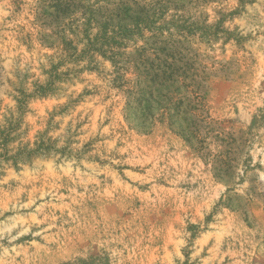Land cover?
Here are the masks:
<instances>
[{
	"label": "rangeland",
	"instance_id": "obj_1",
	"mask_svg": "<svg viewBox=\"0 0 264 264\" xmlns=\"http://www.w3.org/2000/svg\"><path fill=\"white\" fill-rule=\"evenodd\" d=\"M58 1L0 0L9 150L45 131L67 147L0 157V264H264V0H183L162 30L143 32L161 46L171 32L196 64L195 83L152 100L145 127L143 106H128L133 64L121 78L100 55L91 70L87 60L54 70L59 25L82 37L65 27L80 13ZM184 20L210 34L175 26ZM125 41L129 52L146 40ZM52 80L54 93L19 110L20 91Z\"/></svg>",
	"mask_w": 264,
	"mask_h": 264
},
{
	"label": "trees",
	"instance_id": "obj_2",
	"mask_svg": "<svg viewBox=\"0 0 264 264\" xmlns=\"http://www.w3.org/2000/svg\"><path fill=\"white\" fill-rule=\"evenodd\" d=\"M182 1L97 0L92 3L89 0H59L58 2L66 5L73 15H76L75 12L80 13V20L73 19L70 24H65V27L74 37H78V35L82 37L77 40L68 38L65 35L66 29L60 28L59 25V30L55 34L57 36L59 32L63 34L60 40L65 57L54 66V70L57 71L58 65L65 62L78 64L86 60L88 64L83 69L91 70L97 68L96 60L100 55L113 63L117 78H121L123 77L121 71H125L124 66L133 64L138 76L137 82L134 84L136 90H128V106L129 109L136 104L143 106V127H145L148 122L147 116L153 107L152 100L157 98L158 102H167L172 98L170 93L172 89L176 92L182 90L185 82H188L187 80H190L189 83H195L196 75L193 65L196 64L193 58L186 54L182 47L184 43L181 40L174 42L170 32L169 36H162L161 41L164 46H161L153 41L156 38L155 35L146 38L143 33L156 29L162 30L163 27L157 28L156 23L164 16L166 17L171 7L176 10L180 9ZM59 6L60 4L57 5V7ZM188 22L189 20H184L175 26L187 31L197 29L210 34L208 28L204 30L203 27H199L197 22ZM135 36L146 41L141 46L135 45L134 50L128 52L125 40L133 41ZM45 38L57 42V38H53L52 35L46 34ZM55 76H59V73H56ZM54 84L52 80L47 85H38L33 93L20 91L21 95L17 97L19 110L25 111L28 100L31 98L47 97L54 93ZM184 102V100L171 102L168 108L176 110V107ZM53 119L54 114H52L49 124ZM8 126V128L0 130L2 140L0 144L4 152L0 154V157H3L5 161L12 160L19 163L31 161L34 156L45 155L53 151L61 154L66 153L67 147L58 148L57 140L49 137L48 131H45L34 143L28 142L21 145L14 154H11L8 145L13 141L12 133L17 125L9 122Z\"/></svg>",
	"mask_w": 264,
	"mask_h": 264
}]
</instances>
